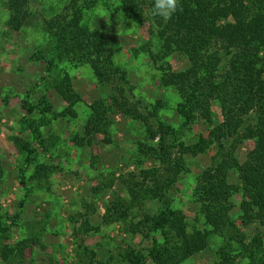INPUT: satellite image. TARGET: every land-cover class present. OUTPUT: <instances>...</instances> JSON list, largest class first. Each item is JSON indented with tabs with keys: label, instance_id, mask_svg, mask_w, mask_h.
<instances>
[{
	"label": "rangeland",
	"instance_id": "1",
	"mask_svg": "<svg viewBox=\"0 0 264 264\" xmlns=\"http://www.w3.org/2000/svg\"><path fill=\"white\" fill-rule=\"evenodd\" d=\"M25 1L18 10L10 0H0V264H81L88 252L94 253L97 264H126L127 256L147 255L152 241L162 238L153 233L132 235L126 229L131 222L139 227L144 213L155 214L164 206L162 199L152 197L151 181L142 184L138 179L139 168L160 167L163 172L164 167L143 157L139 166L133 157L142 144L158 146L160 136L149 140L143 124L112 106V86L100 84L87 64L52 56L54 39L44 24L70 0ZM18 14L24 16L22 24L14 21ZM81 23L100 34L114 67L126 73L128 96L140 112L147 115L157 106V118L179 131L184 146L194 147L199 135L208 138L210 128L204 121L182 126L179 94L160 83L161 71L149 55V49L159 46L149 32V21L137 27L116 11L114 0H103L83 8ZM165 60L170 72L189 66L179 52ZM66 86L75 97L72 104L65 98ZM95 102L101 106L98 113L91 108ZM211 109L212 120L220 121L219 105L213 102ZM42 118L45 147L30 129V123L34 128ZM89 120L96 124L89 136L92 145L77 147L73 138L85 136ZM164 142L170 145V139L164 137ZM20 143H30L35 150L29 167ZM252 147L250 141L242 144L237 159L243 161ZM184 153L171 149V159L181 160L184 170L164 197L179 211V223L191 231L204 228L195 187L201 172L214 165L215 147L201 155ZM37 164L56 168L47 179L28 180ZM219 166L225 170L223 163ZM21 173L27 178L25 186L19 183ZM227 175L229 184L238 183L234 174ZM134 184L135 193L145 199L132 205L129 190ZM231 202L229 215L244 235L242 244L230 240H240L233 231L215 234L204 250L180 264H252L264 259V228L258 223L240 227L246 198L237 194ZM126 206L128 220L116 221ZM109 211L115 220L108 221ZM256 236L263 240L260 253L250 245ZM145 264L154 263L147 258Z\"/></svg>",
	"mask_w": 264,
	"mask_h": 264
},
{
	"label": "trees",
	"instance_id": "2",
	"mask_svg": "<svg viewBox=\"0 0 264 264\" xmlns=\"http://www.w3.org/2000/svg\"><path fill=\"white\" fill-rule=\"evenodd\" d=\"M99 1L103 0H70L59 15L44 25L54 39L52 56L57 60L65 57L87 64L100 84L112 86V94L109 95L112 106L127 118L143 124L149 140L160 136L158 146L142 144L133 159L139 166L143 164L142 157L158 160L163 165V172L160 167L139 168L138 179L142 184L151 181L152 197L162 199L164 206L155 214L144 213L139 227L129 220L126 226L131 223L126 230L132 235L153 233L162 238V242L155 238L146 250L147 255L127 256L126 264H145L147 258L154 264H180L204 250L215 234L224 235L230 231L240 237V240L234 237L230 240L242 244L244 235L229 215L234 207L231 202L234 195L241 194L246 198L239 219L240 227L258 223L264 228V0H179L177 11L167 22L147 17L152 0H114L116 11L125 20L137 27H142L147 21L152 24L153 29L149 32L159 46L149 49V55L161 71L160 83L174 88L180 96L182 102L178 113L182 126L195 119L209 126L208 138L199 135L194 147L184 146L179 131L157 118V106L145 115L129 98L126 73L114 67L111 53L102 44L100 34L81 23L83 8H90ZM10 2L20 10L26 1ZM23 18L18 14L14 21L22 24ZM174 52L187 58L189 66L185 70L169 71L165 58ZM65 94L72 104L75 97L69 86H66ZM213 102L219 105L222 113L221 120L217 122L212 120ZM100 107L96 102L91 106L96 113ZM30 111L32 107H29ZM43 123V118L34 128V122L30 123L31 132L41 146L46 143L39 128ZM94 124L93 120L86 123L83 138L74 136L77 147L92 145L93 140L89 136L94 133ZM164 137L170 139V145L165 144ZM246 141L252 142L253 147L244 160L239 161L236 150ZM18 147L23 151L26 166H31L35 153L31 144L20 143ZM212 147H215V154L211 157L214 165L201 172L195 187L204 228L193 227L188 231L179 223V211L172 209L171 201L164 197V191L180 179L179 175L184 170L181 160L171 159V149L179 148L184 154L197 152L201 155ZM221 163L225 170L220 168ZM55 168L45 164L34 165V173L28 176V180L47 179ZM228 172L237 177L238 183L229 184ZM18 178L20 185L25 186V174L21 173ZM131 187L132 205L145 199L135 193V184ZM128 208L126 206L118 212L116 221L128 220ZM112 214L107 213L108 221L115 220ZM250 245L253 252L260 253L263 240L256 236ZM225 251L226 248H220L222 254ZM88 253L81 264H97L94 253ZM252 264H264V259Z\"/></svg>",
	"mask_w": 264,
	"mask_h": 264
},
{
	"label": "clouds",
	"instance_id": "3",
	"mask_svg": "<svg viewBox=\"0 0 264 264\" xmlns=\"http://www.w3.org/2000/svg\"><path fill=\"white\" fill-rule=\"evenodd\" d=\"M179 0H152L146 15L150 19L167 22L177 11Z\"/></svg>",
	"mask_w": 264,
	"mask_h": 264
}]
</instances>
